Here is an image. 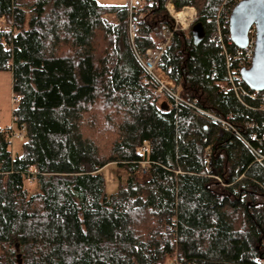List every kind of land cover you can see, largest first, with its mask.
Instances as JSON below:
<instances>
[{"label":"trees","instance_id":"obj_1","mask_svg":"<svg viewBox=\"0 0 264 264\" xmlns=\"http://www.w3.org/2000/svg\"><path fill=\"white\" fill-rule=\"evenodd\" d=\"M235 0H174L205 30L175 31L158 66L187 105L153 99L128 37L126 5L98 0H0V71L13 76L22 154L0 125V264H255L264 258V111L232 90L213 35ZM166 0L140 20L136 47L155 48L173 21ZM233 4V5H232ZM115 14L113 22L104 18ZM220 21V22H219ZM230 62L239 51L228 44ZM95 111H92V110ZM254 121L253 131L245 127ZM147 176L139 180L141 162ZM127 172L107 192L103 169ZM33 178L37 190L27 186ZM171 225L172 232L165 231ZM176 235V240L173 239Z\"/></svg>","mask_w":264,"mask_h":264},{"label":"built area","instance_id":"obj_2","mask_svg":"<svg viewBox=\"0 0 264 264\" xmlns=\"http://www.w3.org/2000/svg\"><path fill=\"white\" fill-rule=\"evenodd\" d=\"M241 0H235L236 4L233 8L240 2ZM153 4V0L147 2L146 0H128L126 5L127 13H128V37L130 43L133 47L135 55L139 62L142 64L146 76L144 81L146 83L152 82L153 84V92L152 96L153 99L161 101V99H169L175 104L176 106L179 105H188L191 107L194 112L202 117H204L208 121L217 122L221 124L227 130L232 129L236 134L241 136V139L248 143V140L245 136H243L240 131L235 127L234 124L228 120V118H221L216 113L211 111L210 109L204 108L198 104V101L194 99L193 101H189L184 98L181 94V86L176 83L175 80L170 78L162 69L159 68L158 64L161 61L162 56L164 55L165 51L167 50L169 44L171 43L173 33L175 31H188L192 25L195 23L197 18V11L196 8L193 6H184L181 10H177L174 4V0H166L165 2V9L169 12L170 16L175 20L174 22L176 25L169 29V36L165 39L166 41L161 43L158 47L149 48L145 52H141L136 47V39L140 35V20L143 18V13L145 9ZM233 5V4H232ZM228 11L227 19L225 20V25H227V29L230 26V15L232 10ZM182 12L185 13L183 17L177 16V13ZM112 17H115V14H111ZM104 18L108 21L109 17L107 14L104 15ZM214 41H218L223 49V51H227L226 44H234L230 38V32L226 35L222 33L220 29L213 37ZM239 51L236 55L233 56L234 61L237 63V66L230 70L229 72V84L227 86L223 85V90H232L234 93L239 97V92L243 91L253 99H257L259 102V108L264 110V91L252 90L248 87L242 79L241 71L244 68H248L251 66L254 52H255V29H251L249 33V43L245 48H238ZM228 52V51H227ZM230 57V54L228 55ZM230 63V62H229ZM163 99V100H165ZM243 99V98H241ZM14 121V117H13ZM255 124L253 121H247L245 123V127L247 129L252 130L250 137L256 138L257 133L253 131ZM12 129V128H11ZM11 142L14 138L23 141L25 139V131L24 129L15 133L14 130H11ZM264 139V138H263ZM13 145V143H12ZM264 159V154L259 151V161ZM147 162L142 161L140 171H147ZM32 182V179H29L28 182ZM167 230L173 231L172 228H168ZM168 264H178V262H169ZM255 264H264V258L257 259Z\"/></svg>","mask_w":264,"mask_h":264},{"label":"water","instance_id":"obj_3","mask_svg":"<svg viewBox=\"0 0 264 264\" xmlns=\"http://www.w3.org/2000/svg\"><path fill=\"white\" fill-rule=\"evenodd\" d=\"M255 29V52L250 67L241 71L245 84L252 90L264 91V0H241L230 15V38L238 48L249 43V33ZM193 42L200 44L205 38L201 22L191 27Z\"/></svg>","mask_w":264,"mask_h":264},{"label":"rangeland","instance_id":"obj_4","mask_svg":"<svg viewBox=\"0 0 264 264\" xmlns=\"http://www.w3.org/2000/svg\"><path fill=\"white\" fill-rule=\"evenodd\" d=\"M98 1L99 3L104 5H127L128 3V0H98ZM146 1L150 2L151 0H146ZM167 13L171 18V20L173 21V27H174L176 25V23L174 22L175 20H173V18L170 16L168 11ZM107 15L109 17L110 22H113L115 20V17L113 18L111 14H107ZM144 16H145V11L142 17ZM6 26H7L6 19L0 18V29L2 28L4 29ZM168 30L169 29L163 30L162 38L160 39L156 47H158L159 45H161V43L166 41L165 39L169 36ZM178 31L181 30L178 29ZM12 86H13V76L11 71L9 70L0 71V125L3 128H8V127L12 128V130H14L15 133H18L19 129L17 128L16 124L13 121V110L16 106L17 99L14 97ZM163 99H161V101H163ZM92 111L95 110L93 109ZM12 143H13L12 145L13 153L21 155L23 142L14 138ZM103 174L106 178L108 193H113L117 191L119 184L124 182L127 176V172L116 164H109L106 167H104ZM137 176L139 180H143L147 176V171L139 170ZM27 186L31 192H35L37 190L35 184H33V181L27 182Z\"/></svg>","mask_w":264,"mask_h":264},{"label":"bare ground","instance_id":"obj_5","mask_svg":"<svg viewBox=\"0 0 264 264\" xmlns=\"http://www.w3.org/2000/svg\"><path fill=\"white\" fill-rule=\"evenodd\" d=\"M185 15V13H182V12H179V13H177V16H179V17H183ZM220 22V21H219ZM221 29V27H220V25H218V28H217V31H216V33L219 31ZM215 33V34H216ZM214 34V35H215ZM214 35H213V37H214ZM213 39V38H212ZM226 47H227V51H229V49H228V44H226ZM227 51H222L221 53L222 54H224L225 56H226V58H227V66H228V81L226 82V83H223V84H221V88H222V86L223 85H225V86H227L228 84H229V72H230V70H232V69H234L237 65H235V64H232L231 62H230V58L231 57H228V55L230 54L229 52H227ZM230 62V63H229ZM181 88V87H180ZM228 90H230V89H228ZM234 92V91H233ZM243 93V94H245V95H247L245 92H243V91H240L239 92V95H240V93ZM238 95V96H239ZM185 99H187V98H185ZM187 100H189V99H187ZM189 101H193V100H189ZM188 106V105H187ZM189 107V106H188ZM259 107V106H258ZM191 108V107H190ZM192 109V108H191ZM260 109V108H259ZM193 110V109H192ZM261 110V109H260ZM194 111V110H193ZM262 111H264V110H262ZM210 122H212V121H210ZM254 122V121H253ZM212 123H216V122H212ZM232 124V123H231ZM254 124H255V122H254ZM254 129V128H253ZM249 143V142H248ZM246 144H247V142H246ZM171 227V225H169V226H166V228H165V231L167 232V233H170L171 234V232L172 231H170L169 232V230H167L168 228H170ZM173 236V239L174 240H176V235L175 234H173L172 235ZM256 261V260H255ZM168 264V263H167Z\"/></svg>","mask_w":264,"mask_h":264}]
</instances>
